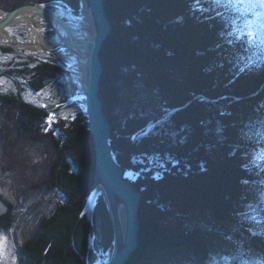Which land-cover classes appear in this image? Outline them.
<instances>
[{
	"label": "trees",
	"instance_id": "trees-1",
	"mask_svg": "<svg viewBox=\"0 0 264 264\" xmlns=\"http://www.w3.org/2000/svg\"><path fill=\"white\" fill-rule=\"evenodd\" d=\"M49 1L58 0L0 4ZM63 1L79 13L81 0ZM105 3L113 29L100 54V96L115 156L143 193L140 245L127 264H264V156L253 158L264 152V0ZM4 75L27 78L35 91L62 79L64 100L78 94L72 73L54 62L9 64ZM72 103L75 119L49 123V109L0 92L1 172L23 171L19 198L40 217L19 247L20 264H83L84 256L93 264L114 248L103 195L90 246L83 210L94 141L85 104ZM40 156L51 166L38 178L30 164Z\"/></svg>",
	"mask_w": 264,
	"mask_h": 264
},
{
	"label": "water",
	"instance_id": "water-1",
	"mask_svg": "<svg viewBox=\"0 0 264 264\" xmlns=\"http://www.w3.org/2000/svg\"><path fill=\"white\" fill-rule=\"evenodd\" d=\"M81 1L82 7L79 11L84 13V10H86L88 13L87 20H89V24L86 30L72 28L70 22L64 20L57 12L46 8L44 3H28L10 10L0 8L5 13L0 18V31L12 25L23 13H37L51 22L52 31L57 34L60 40V43H57L58 46H61L63 49L71 48L77 56L83 58L85 70L84 89L80 86L84 92L83 97L87 104L89 129L93 137L95 149L93 187L87 198L85 207L87 209V204L94 191L99 187L102 188L103 196L109 206L114 228L115 248L107 264H126L130 260L132 253L140 245L139 210L143 196L132 180L123 178L125 170L114 154L111 142L112 127L104 113V101L100 96L101 78L104 72L100 54L104 43L112 33V21L109 18L105 0ZM68 10L74 18L78 21L80 20L72 7L68 6ZM36 27H38L37 24ZM75 34L81 35L82 38H76ZM21 42V45L15 46L6 45L1 41L0 44L16 49H26L27 47L24 46L26 42ZM95 205L96 201L93 204L92 212L95 210ZM120 206L124 207L125 210L124 223L120 213ZM10 209V203L0 195V217L8 214ZM89 225L90 241L92 243L96 236L93 213L89 216ZM83 264H89L86 256L83 257Z\"/></svg>",
	"mask_w": 264,
	"mask_h": 264
},
{
	"label": "rangeland",
	"instance_id": "rangeland-1",
	"mask_svg": "<svg viewBox=\"0 0 264 264\" xmlns=\"http://www.w3.org/2000/svg\"><path fill=\"white\" fill-rule=\"evenodd\" d=\"M0 3H4V0H0ZM41 3H44V2H41ZM1 5L3 4H0V8H5ZM44 6H46L48 9L53 10L55 12L62 13L64 20L70 23L78 24V20L74 18L72 14H70V11L68 10V6L70 5H68L65 1L63 0L49 1V2L44 3ZM64 8H65V11H64ZM72 9L74 10V13L77 16H80L82 14L80 11L79 13H76L73 7ZM44 20L43 19L40 20V23L42 27L44 28L43 30H44V34L46 38L53 44L60 43V40L57 34L54 31H52L51 28L48 27V24L45 22L46 20L45 21ZM9 30L19 40L23 42L28 41L27 39L28 31L25 26L14 25V26H10ZM247 34H249V37L251 36V38H252V35H254L252 31L251 32L249 31ZM0 45L2 47H8L2 44ZM9 48H13V47H9ZM13 49L14 51H11V52H4L0 50V68L2 70H5L9 64H13V65L22 64L23 65L24 63H27V62L30 63L31 61H35L36 59L47 61V62H54L56 65L63 66L65 69L68 70V68H66L62 62H59L58 59H56L53 56L44 54L43 52H40V53L31 52L30 53L26 51L27 49H19V48L18 49L13 48ZM70 72L72 73V71ZM72 77L76 85L78 86V94L75 97H71L67 100H64L63 98L64 90L60 85V82L62 79L60 81H57V80L52 81L46 88H44L41 91H35L31 86H29L28 84L29 82L27 78L24 77L25 79L24 78L15 79L10 76L4 75L0 77V92L18 94L19 96H21L22 99L30 103H33L42 108L49 109V112H51V122L57 121L59 119L70 121V120L75 119L79 111V108L76 106H73L72 102L82 101L85 104V108L87 112V104H86L85 98L83 97L84 92L80 86L79 78L74 73H72ZM69 88L71 90L73 89L71 85L69 86ZM156 124L150 123L148 127L141 132L140 135H145L146 133H148V131L152 130ZM252 151H255V149H252ZM263 156H264V152H262V150L258 153L253 154L254 160L256 159L258 161H260ZM35 160L36 162L33 163V166L30 164V169L33 170L32 176H37L38 178H40L42 177L43 171L49 168L51 164L47 163V161L43 159L42 156L37 157ZM20 172H23V171L19 170V172L16 171V173H13V172L6 173L4 171L1 172V167H0V195L8 203H11L13 205V208L11 207L12 210L10 209L11 215L9 217V222L6 224L0 225V235L6 236L7 238L4 252L2 255H0V264H20L19 247L35 231V229L37 228L39 219H40V217L35 215L34 211L32 212L33 209L29 210L30 203L27 208L26 205H24V201L19 198V195L21 194L22 190L25 188L23 179L22 177H20L21 175ZM124 177H125V174H124ZM126 179H129V178H126ZM100 195H103V193L100 194V192L97 191L92 196V198L89 199L90 201L87 204V209L86 207H84L83 214H87L88 219H89V216L92 215V213L94 216V212H92L91 210L93 208L94 202L97 200V198ZM142 196H143V193H142ZM44 204L45 202H40V206L42 205V207L40 206L39 207L40 208L45 207L46 205ZM39 207L37 209H39ZM37 214L41 215L42 211L38 210ZM256 216L257 214H254L252 217L255 218ZM95 238L93 239L92 243L90 241V246H93L95 244ZM89 240H90V235H89ZM114 248L112 251H109L106 253L105 252L100 253L99 259L93 264H103V263L107 264L113 255Z\"/></svg>",
	"mask_w": 264,
	"mask_h": 264
},
{
	"label": "bare ground",
	"instance_id": "bare-ground-1",
	"mask_svg": "<svg viewBox=\"0 0 264 264\" xmlns=\"http://www.w3.org/2000/svg\"><path fill=\"white\" fill-rule=\"evenodd\" d=\"M64 11H65V8H64ZM58 14L60 16H62V13H58ZM4 15H5V13L0 10V18H2ZM62 18H63V16H62ZM79 18H80V20L78 21V24L71 23L72 24L71 27L74 29H76V28L77 29H83V30L88 29L89 20H87V18H88L87 11L84 10V13H82L79 16ZM42 19L43 20L45 19L46 21L45 20L44 21L48 24V27L52 29L51 22H49L42 15L37 14V13H31V12L21 14L19 16V18H17L16 21L10 26H14V25L25 26L27 31H28V33H27L28 38L27 39L29 40L28 42L24 43L25 44L24 46L27 47L26 51L30 52V53L31 52H35V53L43 52L44 54L55 57L56 59L59 60V62H62L65 66H67L66 68H68L69 71L71 70L72 73H74L78 76L80 85L84 89V86H85L84 72H85V70H84V62L82 61L83 58L77 56V54H75L71 48H64L63 49L61 46H58V44H53L52 42H50L46 38V36L44 34V30H43L44 28L42 27V25L40 23V20H42ZM36 24L38 25V27H36ZM10 26H8L6 29H3L0 31V41L6 45H12V46H15L18 44L21 45V43H22L21 40H19L9 30ZM75 36L78 39L82 38V36L78 35V34H75ZM81 51L83 52V50H81ZM114 154H115V152H114ZM97 191L100 192V194L103 193L102 192L103 190L100 187L94 191V194ZM92 196L90 197V199L92 198ZM119 208H120V213H121L122 220L124 223L125 210H124V207H122V206H120ZM125 223H126V221H125Z\"/></svg>",
	"mask_w": 264,
	"mask_h": 264
},
{
	"label": "snow or ice",
	"instance_id": "snow-or-ice-1",
	"mask_svg": "<svg viewBox=\"0 0 264 264\" xmlns=\"http://www.w3.org/2000/svg\"><path fill=\"white\" fill-rule=\"evenodd\" d=\"M222 2H223V0H209V3L213 4V5H219ZM48 122L49 123L51 122V115L49 117V121ZM6 242H7L6 236L0 235V255H2L3 252H4Z\"/></svg>",
	"mask_w": 264,
	"mask_h": 264
},
{
	"label": "clouds",
	"instance_id": "clouds-1",
	"mask_svg": "<svg viewBox=\"0 0 264 264\" xmlns=\"http://www.w3.org/2000/svg\"><path fill=\"white\" fill-rule=\"evenodd\" d=\"M125 178V177H124ZM126 179V178H125Z\"/></svg>",
	"mask_w": 264,
	"mask_h": 264
}]
</instances>
